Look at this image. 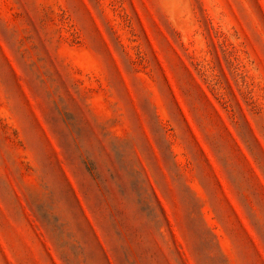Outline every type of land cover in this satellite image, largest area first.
Masks as SVG:
<instances>
[{
  "label": "rangeland",
  "instance_id": "rangeland-1",
  "mask_svg": "<svg viewBox=\"0 0 264 264\" xmlns=\"http://www.w3.org/2000/svg\"><path fill=\"white\" fill-rule=\"evenodd\" d=\"M0 264H264V0H0Z\"/></svg>",
  "mask_w": 264,
  "mask_h": 264
}]
</instances>
